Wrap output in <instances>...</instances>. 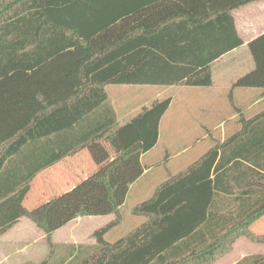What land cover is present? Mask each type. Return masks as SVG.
<instances>
[{
    "label": "trees",
    "instance_id": "obj_1",
    "mask_svg": "<svg viewBox=\"0 0 264 264\" xmlns=\"http://www.w3.org/2000/svg\"><path fill=\"white\" fill-rule=\"evenodd\" d=\"M257 1L0 0V235L30 219L50 248L39 264H215L239 238L264 244L251 230L264 216V109L242 113L233 135L134 207L145 222L105 238L172 102L156 101L118 127L106 87L211 86V65L244 44L233 12ZM101 139L120 150L113 161L24 207L39 173ZM220 194L231 196L222 207ZM109 214L118 218L95 231L94 246L52 241L78 217ZM236 264H264V254Z\"/></svg>",
    "mask_w": 264,
    "mask_h": 264
},
{
    "label": "crops",
    "instance_id": "obj_2",
    "mask_svg": "<svg viewBox=\"0 0 264 264\" xmlns=\"http://www.w3.org/2000/svg\"><path fill=\"white\" fill-rule=\"evenodd\" d=\"M233 15L238 34L243 39L244 44L241 47L225 54L211 65L213 78V84L211 86H136L131 91L126 92V94H147L143 95V97L140 96L136 103L133 104H131L127 99L125 101H119V96H121L122 92H125V87L129 88L134 85H109L106 87L109 99L116 113V125L118 127L128 123L132 118L141 113L144 108L150 107L154 102L161 101L169 97L172 99L169 109L160 122L159 140L157 145L141 157L144 173L141 178L130 186L125 203L120 208L119 223L105 235V238L109 242H114L120 239L131 230L145 222V217L136 216L132 213L134 207L152 198L163 183L185 172L216 143L224 141L227 136L233 135L236 129L239 128L238 119L242 113L252 117L264 109V0L253 2L245 7L239 8L233 12ZM246 53L249 54L250 61L252 62L251 72L246 75H242L240 72H234L235 68L233 65L236 61L241 62ZM250 74L252 75L248 80H245L237 87L234 86L239 79ZM226 78H228L227 81H222ZM163 88L172 91L175 90L182 94H186L187 92L194 93L196 95L195 99L200 100V106L203 110L208 111L203 116L205 121L202 122L201 126H205L204 132L199 137H180L176 139L177 141L185 140L192 142H208L207 145L201 149V152L199 151L195 156L189 158L186 162H181L179 160L184 152L177 151L170 156H166V158L162 160L157 151L162 140L163 125L166 124L167 120H169L170 124H172V121L175 120L172 118L168 119L167 117L174 106L175 96H165L164 94L166 91ZM217 92H231L234 93V95H238V98L236 97L235 99L236 108H234V112L232 114H225L222 108H224V110H228L230 108L224 106V104H219V100H215L218 96H211V93L216 94ZM184 98L185 99L181 102V109H184V106L188 103L187 101L189 98H186L185 96ZM213 119L217 120L215 124L217 126L216 128L210 129L209 125L212 124ZM219 129L221 132L217 133L216 130L218 131ZM201 130H203V128ZM176 134H178V132ZM100 143H104V145H102V149L99 147L96 151L92 152L94 155L87 153L90 148L95 145H99ZM119 154L120 150L114 148L107 139L98 140L83 151L75 155L68 156L50 168H47L39 173L33 181L32 189L33 187L40 186V184H42L40 192L42 194L43 190L44 194L41 195L38 200H30L34 202L33 204L39 205L54 196L59 195L66 189L70 190L81 179H85L89 175L97 172L104 165L113 161ZM171 160L174 161L171 162ZM167 161H169V163H166ZM163 165L168 166H166L165 169H161ZM153 173H156L157 177L154 178V182L150 183L148 179L154 176ZM67 181L70 183H68L67 186H64ZM56 188H58V190L55 191ZM230 198V195L220 194L219 207H222L224 202H229ZM129 202L132 204L130 210L127 212V215H125L124 209L128 206ZM230 206L234 207V204ZM117 218L116 214L96 216L95 220H100V223L94 226L82 238L80 234L81 232L75 230V227H81L77 224L82 222V217H78L64 227L56 230L52 235V241L56 246L63 248L64 246L73 245L75 247H79L81 245L94 246L96 245V239L94 237L95 231L105 227L111 222L116 221ZM22 220L24 219L20 218L12 228L0 235V264H13L11 262L12 255L21 254L24 249L31 248L33 245L38 243L42 244V247L38 250L37 254L39 253V255H45L43 260L47 258L50 248L47 243L45 233L30 219L28 220L32 223L30 221H24L25 223L20 225ZM34 230H38L36 231L38 238L31 239L30 237H33ZM251 230L255 234L264 235V216L251 226ZM256 254H264V244L251 242L246 237H242L234 243L233 250L215 264H236L243 258ZM41 262H31L29 264H39Z\"/></svg>",
    "mask_w": 264,
    "mask_h": 264
},
{
    "label": "rangeland",
    "instance_id": "obj_3",
    "mask_svg": "<svg viewBox=\"0 0 264 264\" xmlns=\"http://www.w3.org/2000/svg\"><path fill=\"white\" fill-rule=\"evenodd\" d=\"M234 66V72H240L242 73V75H246L248 73L251 72V68H252V62L250 61V57L249 54L246 53L244 59L241 62L236 61V63L233 65ZM228 78L223 79L222 81H227ZM114 87V86H113ZM134 87L136 86H131L129 88L125 87V92L121 93V96H119V101L120 100H128L131 104L136 103V101L139 99L140 96L143 97V95L145 94H138V95H134L132 93L126 94V92L131 91ZM112 89V88H110ZM165 89V88H163ZM165 96H175V102H174V106L172 108V110L169 112V115L167 116L168 119L172 118L175 119L172 121V124H170L169 120H167L166 124L163 125L162 128V140L160 143V146L158 148V153L161 156V159L164 160L166 158V156H170L172 154H174L177 151H181L184 152V154L179 158V160L181 162H186L187 160H189V158L195 156L199 151L201 152V149L207 145V141H200V142H192V141H185V140H176L177 138L180 137H185V138H191V137H199L203 132H204V127L202 126V122L205 121V119L203 118L204 114L207 113L208 111L203 110V108L200 106V100H196V95L192 92H187L185 93H179L175 90H167L165 89ZM232 92V90H231ZM222 93V92H217L216 94H212V97H217L215 98V100H219L218 103L219 104H224V106L229 107L230 109L233 110H224V108H222L223 112L225 114H232L234 112V108H236V102L235 99L236 97L238 98V95H234V93ZM125 93V94H124ZM123 94V95H122ZM120 95V94H119ZM184 96L188 99V103L186 106H184V109H181V102L185 99ZM211 111V110H210ZM221 113V112H220ZM217 122V120L213 119V122L211 125H209L210 129L216 128L217 125H215ZM203 128V130H201ZM178 132V134H176ZM217 133H220L221 130L219 129L218 131L216 130ZM102 145H104V143H100L99 145H95L94 147L90 148L87 153H91L94 155V151H96L99 147H101L102 149ZM84 155V154H83ZM82 158V156H81ZM174 160H171V162H173ZM166 163H169V161H167ZM166 166L168 165H163L161 169H165ZM160 171V170H157ZM153 177L148 179V181L154 182V178L157 177L156 173H153ZM82 180V179H81ZM80 180V181H81ZM79 181V182H80ZM70 183L69 181H67L64 186H67V184ZM42 184H40V186H35L33 187V189L31 190V192H29V194L27 195V198L24 202V207H26L27 209L31 210L33 208H35L36 204H33L34 202L31 201L33 200H38V198L44 194V191L42 190V194L40 192V187ZM39 187V188H38ZM58 190V188L55 189V191ZM68 189L64 190L63 192L67 191ZM62 193V192H61ZM60 193V194H61ZM55 194H59V193H55ZM31 199V200H30ZM131 202L128 203V206L124 209V214L127 215L128 210H130L131 207ZM95 217V218H93ZM24 220H22V222L20 223L23 224L28 220V218H24L22 217ZM93 219V220H92ZM96 216H84L82 217V222H79L77 225L81 226L79 227H75V230L81 232V237L83 238L88 231H90L94 226L98 225L100 223V220H95ZM25 221V222H24ZM31 222V221H30ZM32 223V222H31ZM34 225V224H33ZM84 229V230H83ZM36 231L38 230H34L33 233V237H30L31 239H36L38 238V234H36ZM78 232V233H79ZM42 247V244L38 243L36 245H33L31 248L28 249H24V251L21 254H14L11 257V262L13 264H29L31 262L34 263H38L41 262L44 258L45 255H39V253L37 254L38 250ZM88 247V245L86 246ZM60 252L61 254H64V251H67L66 249L60 248L57 249V252ZM59 253V254H60ZM2 254V253H1ZM56 263V262H54ZM2 264V263H1ZM7 264V263H4ZM65 264H74L73 261L68 260L67 263Z\"/></svg>",
    "mask_w": 264,
    "mask_h": 264
}]
</instances>
